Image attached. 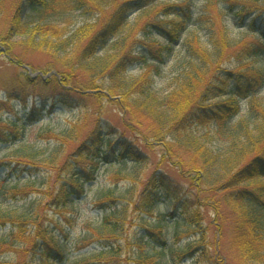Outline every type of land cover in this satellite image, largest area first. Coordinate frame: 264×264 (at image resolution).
Returning a JSON list of instances; mask_svg holds the SVG:
<instances>
[{
    "label": "trees",
    "instance_id": "trees-1",
    "mask_svg": "<svg viewBox=\"0 0 264 264\" xmlns=\"http://www.w3.org/2000/svg\"><path fill=\"white\" fill-rule=\"evenodd\" d=\"M136 10L144 15L143 20L125 29L126 17ZM74 11L85 16L95 12L98 20L74 30L52 20ZM8 14L10 26L0 35V42L16 69L11 76L0 77L7 99L2 102L7 107L14 100L24 105V130L45 121L55 109L77 122L61 133L49 129L41 136L58 143L48 166L57 178L62 176L59 189L43 192L45 198L35 209L31 206L14 216L0 213V228L8 224L18 228L9 241L0 242V248L11 251L15 241H22L26 248L21 253L42 256L43 262L35 264L63 262L71 244L48 228L49 212L63 211L72 198L84 197L85 184L96 181L100 164L148 165V150L160 156L145 183L142 198L147 207L152 208L159 194L164 195L176 204V211H183L203 241L207 234L203 209L211 207L216 217L211 225L219 231L221 264H229L228 256L222 254L226 235L233 263L264 264V68L259 65L264 62V14L238 0H0V16ZM233 21L248 23L239 28L245 34L258 31L254 35L260 36L263 47L232 39L227 24ZM33 53L51 57L43 75L31 76L21 69L24 56ZM232 56L239 64L230 68ZM163 64L169 67L168 81H163ZM137 65L144 72L128 79L130 69ZM29 99L34 103L30 110ZM105 99L121 109L122 129L104 118ZM47 106L52 112L45 114ZM9 121L10 134L2 130L1 137L22 141L21 122ZM197 125H205L208 131L195 135L192 128ZM41 154L20 153L16 159L1 161L0 169L9 177L21 178L23 171L33 177L48 167L38 159ZM164 164L178 178L161 169ZM10 182L14 198L39 191L28 183ZM116 193L110 189L98 201L105 213L104 229L98 233L99 239H107L104 248L77 264H118L121 226L113 222L120 199ZM64 219L73 227L71 219ZM146 233L156 251L163 254L169 249L161 227ZM195 242L202 241L198 237ZM198 252L211 257L210 248L193 243L174 257L185 261ZM154 256L143 255L137 261L162 264Z\"/></svg>",
    "mask_w": 264,
    "mask_h": 264
},
{
    "label": "rangeland",
    "instance_id": "rangeland-1",
    "mask_svg": "<svg viewBox=\"0 0 264 264\" xmlns=\"http://www.w3.org/2000/svg\"><path fill=\"white\" fill-rule=\"evenodd\" d=\"M239 3H245L247 6L254 9V12L264 14V0H259L257 3H254L253 0H238ZM218 3V1H217ZM202 5L203 3H199ZM222 4V3H220ZM222 6V5H220ZM161 7H159L160 9ZM11 15V14H10ZM9 14L7 16H0V35L3 34L8 27L10 26ZM97 13L93 12L90 16H85L79 11L70 12L66 17L57 19L52 18L54 23H57L59 27H67L69 30H74L76 27L80 26L84 22L94 23L98 20ZM143 16L139 10L133 11L130 13L125 20L127 23L126 28L132 27L135 22L143 20ZM126 22V21H125ZM245 24L247 25L248 23ZM244 23H237L235 21L228 22V34L229 36L241 43L247 45L253 44L256 46L263 47L262 40L260 36L254 35L258 31L252 33L251 35L245 34L242 29L245 26ZM251 27V26H250ZM257 30H260L257 27ZM254 32V31H253ZM19 40V39H15ZM240 43V44H241ZM19 54L20 49L16 50ZM178 50L175 51L177 54ZM0 77L11 76L15 69L13 64L10 63V57L7 52H5V45L0 42ZM235 56H232V60L228 67H236L239 64ZM51 57L45 53H33L25 55L23 58L24 64L22 70L27 72L31 76L43 75L41 73L42 69L49 64ZM264 68V62L261 61L259 64ZM162 68L165 72V77L163 81H168L169 67L162 65ZM162 69V70H163ZM132 74L126 76L128 79H133L140 76L144 69L142 66L137 65L130 69ZM50 76V75H48ZM45 75V77H48ZM109 81H106L108 84ZM165 83V82H164ZM161 86V85H159ZM0 84V88H1ZM5 93L0 89V133L2 130L10 134V129L12 124L9 119L13 120L14 118L19 119L20 125L19 128L23 129L21 118L25 115L24 105L20 101H11V107H7L2 102L5 99ZM107 100V101H106ZM221 100V99H219ZM219 100H215L214 103ZM7 104V103H6ZM40 104V103H38ZM34 105L33 100H28V110ZM104 118L109 119L115 126L122 129L121 126V117L122 111L120 108L113 106L108 103V99L104 100ZM91 109V107H90ZM97 111V107H92V110ZM245 109V106H244ZM11 110L18 112L19 114L11 113ZM51 109L49 106L45 108L44 113L48 114ZM86 114V113H84ZM83 114V115H84ZM83 115L81 117H83ZM87 115L84 117V119ZM2 118V119H1ZM77 122V119L69 115H63L60 113V109L53 110L52 114L46 116V120L42 121L34 126L27 127L25 131V138L22 141H11L12 139L2 138L0 135V162L10 161L16 159L18 155L21 154H30L31 152H43L38 159L44 160L45 164L48 166V157L56 152L58 149V143L54 139H46L41 137L46 134V131L52 129L54 133H61L66 127L72 126ZM89 129H92V126H88ZM210 128V127H209ZM23 131V132H24ZM192 131L195 135H201L208 131L205 125L193 126ZM144 148V146H141ZM147 151L151 159L148 165H143L141 167H136L131 163L122 164L121 166H108L101 165L98 166L96 176L97 179L95 182H90L85 184V196L81 199L72 198L71 204L66 205L65 210L61 211L58 208H54L49 212L48 218L51 219L46 222L48 228L56 233V236L63 237V242L71 244L69 250L66 251L65 260L58 264H77V260L96 257L98 252L103 249V244L107 239H99L100 229H104L102 225L103 218L105 213L99 208L98 201L103 200V195L110 189H115L117 191L118 198L117 202V214L116 218L113 219L114 223H118L121 226V232H119V243L121 244V250L118 253L117 262L118 264H139L138 259L142 258L143 255L154 254L158 260H161L162 264H221L223 259L220 254L221 246L218 244L219 240V231L217 227L212 226V219L214 220L215 213L211 207H206L203 209V213L206 217L204 227L206 228L207 234L206 238L203 241L201 234L196 233L192 229L188 222L186 216L183 214L182 210L176 211V204L165 197L159 194V198H156L155 205L152 208L147 207L146 201L143 200L142 196L146 192L145 183L148 179L147 177L157 168L159 153H151ZM13 167H15L13 165ZM161 169L169 172L174 177H177V174L169 167L164 164ZM7 171L0 169V213H11L13 216L21 214L25 209H35L40 203L42 198L45 196L42 194L48 190L53 192L58 191L60 182L59 179L62 176H58L54 173L50 166L42 167L38 174H35L33 177H30L28 173L23 171L21 178H17L15 175L9 177L5 175ZM28 179H30L28 181ZM7 180L8 183L3 185ZM10 181L19 182L20 186H24L27 183L39 190L38 192L31 193L28 197L21 198L20 195L17 197L12 196V190L14 184ZM183 184V181H180ZM264 182V181H262ZM75 200V201H74ZM34 203V205H33ZM32 206V207H31ZM31 207V208H30ZM61 212V213H60ZM64 218H69L72 221L73 227L66 223ZM70 226V227H69ZM162 228L164 234L168 237L169 240V249L166 250L163 254L159 251H156L154 243H150V240L147 236L146 231L152 228ZM18 228H14L12 224H8L5 227L0 228V242L3 240L9 241L13 232H17ZM28 232V230H26ZM25 232V233H26ZM31 232V231H30ZM68 234L65 238L64 233ZM26 235H28L26 233ZM199 237L202 242H195ZM229 236H225L222 239V247L224 246L225 253L222 254L228 256L229 264H236L230 260V245H229ZM189 243H193L195 246L201 248H210L211 257H206L202 253L198 252L195 254L193 259H188L185 261H179L175 258L176 253H180ZM26 248L22 241L14 242V249L7 251L4 248H0V264H14L16 262H21L22 264H34L41 263L42 256L36 253H21L22 250ZM178 253V254H179ZM96 254V255H95ZM213 258L219 257L216 261ZM225 260V259H224Z\"/></svg>",
    "mask_w": 264,
    "mask_h": 264
}]
</instances>
